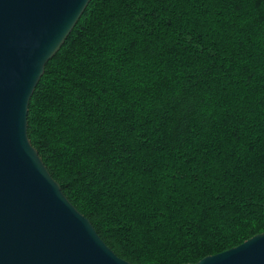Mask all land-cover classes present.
<instances>
[{"label":"trees","instance_id":"16d2710c","mask_svg":"<svg viewBox=\"0 0 264 264\" xmlns=\"http://www.w3.org/2000/svg\"><path fill=\"white\" fill-rule=\"evenodd\" d=\"M28 134L118 257L186 264L264 232V0H91Z\"/></svg>","mask_w":264,"mask_h":264},{"label":"water","instance_id":"95a60500","mask_svg":"<svg viewBox=\"0 0 264 264\" xmlns=\"http://www.w3.org/2000/svg\"><path fill=\"white\" fill-rule=\"evenodd\" d=\"M90 2L0 0V264H132L73 205L28 134L46 66ZM186 264H264V232Z\"/></svg>","mask_w":264,"mask_h":264}]
</instances>
